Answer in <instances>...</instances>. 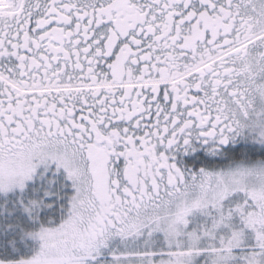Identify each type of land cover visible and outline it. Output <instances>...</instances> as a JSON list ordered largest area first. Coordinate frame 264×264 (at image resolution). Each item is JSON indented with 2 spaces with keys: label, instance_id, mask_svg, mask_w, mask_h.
<instances>
[{
  "label": "snow or ice",
  "instance_id": "1",
  "mask_svg": "<svg viewBox=\"0 0 264 264\" xmlns=\"http://www.w3.org/2000/svg\"><path fill=\"white\" fill-rule=\"evenodd\" d=\"M0 264H264V0H0Z\"/></svg>",
  "mask_w": 264,
  "mask_h": 264
}]
</instances>
